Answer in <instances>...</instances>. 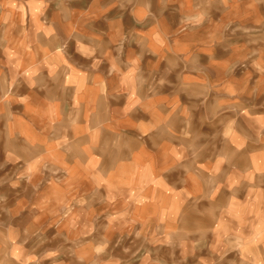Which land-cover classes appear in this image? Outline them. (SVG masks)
<instances>
[{
    "label": "crops",
    "instance_id": "obj_1",
    "mask_svg": "<svg viewBox=\"0 0 264 264\" xmlns=\"http://www.w3.org/2000/svg\"><path fill=\"white\" fill-rule=\"evenodd\" d=\"M0 264H264V0H0Z\"/></svg>",
    "mask_w": 264,
    "mask_h": 264
}]
</instances>
